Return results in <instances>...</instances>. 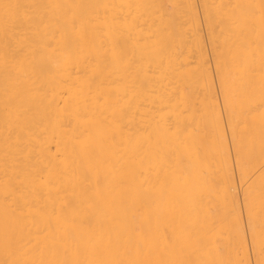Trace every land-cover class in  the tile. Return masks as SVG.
Here are the masks:
<instances>
[{"label": "bare ground", "instance_id": "bare-ground-1", "mask_svg": "<svg viewBox=\"0 0 264 264\" xmlns=\"http://www.w3.org/2000/svg\"><path fill=\"white\" fill-rule=\"evenodd\" d=\"M263 228L264 0H0V264H264Z\"/></svg>", "mask_w": 264, "mask_h": 264}, {"label": "rangeland", "instance_id": "rangeland-1", "mask_svg": "<svg viewBox=\"0 0 264 264\" xmlns=\"http://www.w3.org/2000/svg\"><path fill=\"white\" fill-rule=\"evenodd\" d=\"M237 188H238V189H237L238 192L240 193V194H239V195H240L239 197H242V192H241L242 190H241L239 187H237ZM239 200H240V199H239ZM240 201H241V200H240ZM241 203H242V202H241ZM243 210H244V208H243ZM244 215H245V214H244V212H243V217H244ZM258 225H259V223L257 224V226H258ZM258 227L261 229V225L258 226ZM263 229H264V228H263ZM263 232H264V230H263ZM251 256H252V254H251ZM252 257H253V256H252Z\"/></svg>", "mask_w": 264, "mask_h": 264}]
</instances>
